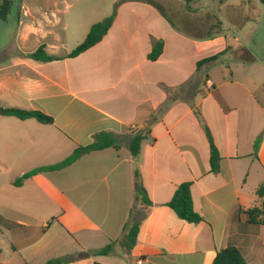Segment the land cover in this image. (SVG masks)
<instances>
[{"label": "crops", "instance_id": "crops-1", "mask_svg": "<svg viewBox=\"0 0 264 264\" xmlns=\"http://www.w3.org/2000/svg\"><path fill=\"white\" fill-rule=\"evenodd\" d=\"M16 5L17 29L7 32L16 38L0 47V106L40 110L54 122L0 116V164L12 184L35 167L60 162L102 131L114 133L120 147L89 152L17 186L16 200L0 203V215L16 224L5 226L14 251L0 264H45L111 242V254L68 264H112L105 261L112 256L132 264H213L230 245L248 264H264V225L248 223L241 212L259 206L256 192L264 183V95L250 93L219 57L197 69L198 61L243 46L218 45L219 32L179 28L151 0H124L103 39L68 57L91 28L82 20L75 34L81 35L69 46L74 28L69 32L68 20H78L66 16L70 0ZM243 28L235 32L237 41ZM154 39L164 41L155 61L148 58ZM42 45L60 59L31 58ZM241 57L236 62L247 60ZM205 127L221 155L217 172L211 171ZM135 130L150 132L137 157L127 144ZM183 182L192 183L201 223L187 222L167 206ZM136 221L137 243L129 249L121 239Z\"/></svg>", "mask_w": 264, "mask_h": 264}, {"label": "rangeland", "instance_id": "rangeland-1", "mask_svg": "<svg viewBox=\"0 0 264 264\" xmlns=\"http://www.w3.org/2000/svg\"><path fill=\"white\" fill-rule=\"evenodd\" d=\"M9 1L11 2V7L7 14L8 18L6 17L7 20L0 19V47L5 42H8L7 39H10L11 35H8L7 32L16 31L17 29L19 11L16 9V4L18 0ZM151 1L162 6L165 13L172 18L173 23L179 28H185L187 26L186 29L189 32L199 35H207L210 33L209 36H212L216 32H219V34H223V37L221 39L219 38L218 45H242L243 47L237 50H232L234 48L233 46L229 47L225 53L219 56L220 63L222 62L226 67L233 70V77L235 79L246 81L250 93L253 95H264V5L260 0ZM70 2L72 6L66 16L73 14L78 17V20H68L70 23L69 32H72L74 28V34L69 36V46H73L74 40L81 35V33L78 35L75 34L79 31L78 24L82 20H86L92 26L94 23L105 19L104 17L107 15H112L115 9L113 6L116 3L115 0H70ZM241 26H244L242 29L243 32L240 36V41H237L235 32ZM81 31L83 32L84 30L82 29ZM207 37L199 36V38L203 39ZM14 38L16 36L12 35L11 40H14ZM77 46L75 45L73 47L76 48ZM239 56L247 60L244 62H236ZM202 86L208 92L204 83H202ZM257 140L261 142L260 137ZM259 167L262 166L259 165ZM9 176L11 175L5 174L3 166L0 164V203L5 200L15 201L17 198V192L19 190L16 188L17 186L12 184ZM263 199H260L259 205H261ZM9 223L11 227H16L15 223ZM0 226V259H4L10 256L14 250L11 247V235L8 229L3 224H0ZM105 261L111 262L112 264H132V261L125 258L120 259L117 256L107 257Z\"/></svg>", "mask_w": 264, "mask_h": 264}, {"label": "trees", "instance_id": "trees-1", "mask_svg": "<svg viewBox=\"0 0 264 264\" xmlns=\"http://www.w3.org/2000/svg\"><path fill=\"white\" fill-rule=\"evenodd\" d=\"M123 1L124 0H117L112 15L101 21L94 23L91 26L85 40L82 43H80L76 48H74L67 56L68 57L78 56L79 54L85 52L92 46L99 43L103 39V37L107 34L110 27L112 26L116 18L117 7L121 3H123ZM184 1L190 2L191 0H184ZM260 1L264 5V0H260ZM10 6H11V2L9 0H0V19H6ZM163 49H164V41L162 39L159 40L154 39L152 44V49L148 54V58L153 61L157 60L159 56L162 54ZM221 54L223 53L220 52L216 55L198 61L197 69H200V67L207 62L216 60ZM29 56L35 60L45 61V62L52 61L55 59H60L57 56L48 54L47 51L45 50L44 45L40 46L36 51L31 53ZM0 116H12L22 120L35 119L43 124H52L54 122L53 117L40 110L24 109L20 107L0 106ZM205 130L210 145L211 171L217 172L220 167L221 155L214 142L210 129L208 127H205ZM149 134L150 132L147 130H135L128 135L127 144L133 156L137 157L140 154L142 142L146 138H148ZM259 143H260L259 140L255 142L254 145L255 151L258 150ZM108 147L119 148L120 147L119 141L114 133L102 131L95 136L93 142L85 146H78L68 157L61 160L60 162L50 165H42L35 167L27 171L20 177H18L13 182V184L16 186H20L26 179L32 177L35 174L62 169L72 164L81 156L89 152L105 149ZM191 185H192L191 182L181 183L176 189L172 199L167 203V206H169L177 214L179 218L190 223L198 224L201 223L204 220V218L197 210H195L192 193H191ZM137 188L142 203L145 204L146 206H150L151 200L149 199L147 191L142 186H138ZM256 193L260 199L264 198V183H262L258 187ZM241 212L245 215V219L248 223L264 225V199L261 205L254 206L245 210H241ZM0 224H3L4 226H10V223L1 215H0ZM140 224L141 221H136L132 223L130 226H128L124 236L121 239V243L129 249L132 248L137 243V234L140 228ZM0 230H1V226H0ZM113 247H114V242H111L107 244L105 247L98 250L80 252L77 255L69 254L62 257L49 259L48 261L45 262V264H68L84 256L109 255L112 253ZM25 264H29V263L26 262ZM96 264H101V263H96ZM213 264H248V262L238 247L230 245L217 252L213 260Z\"/></svg>", "mask_w": 264, "mask_h": 264}]
</instances>
